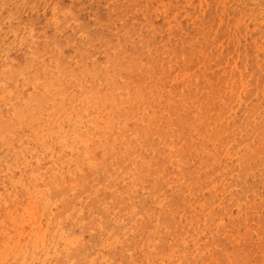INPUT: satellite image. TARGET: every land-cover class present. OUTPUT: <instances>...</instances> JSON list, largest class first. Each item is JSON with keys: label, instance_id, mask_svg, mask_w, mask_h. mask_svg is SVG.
Wrapping results in <instances>:
<instances>
[{"label": "rangeland", "instance_id": "obj_1", "mask_svg": "<svg viewBox=\"0 0 264 264\" xmlns=\"http://www.w3.org/2000/svg\"><path fill=\"white\" fill-rule=\"evenodd\" d=\"M0 41V55L14 49L7 63L0 62L10 63L0 66V122L10 130L12 143L4 158L29 150L28 161L51 182L57 173L42 152L48 148L51 157H75L63 140L71 134L84 98L89 96L101 107L119 93L126 95L116 88L119 93L113 90L106 96L102 89L107 79L124 83L145 71L149 77L142 79L143 85L138 83L139 94L144 99L156 92L165 95L152 100L154 111L159 110L156 101L165 98L171 108L185 109L180 153L170 157L174 144L153 142L143 186H135L138 159L132 149L123 147L129 153L121 171L120 145L103 154L97 137L111 138L110 131L93 129L96 139L76 156L82 174H87L89 152L108 169L106 175L94 172L86 184L88 194L117 189L99 219L83 227L81 249L91 253L90 260L179 264L186 258L201 264L218 248L214 238L206 239L198 228L211 215L215 224H230V213L239 207L247 230L236 248L222 254L220 264H264V132L260 126L250 128L254 110L241 121L239 107L232 106L236 84L245 89L247 99L256 97L264 85V0H0ZM205 79L211 82L208 88L202 84ZM40 95L44 99L31 103ZM190 95L203 101L204 109L184 103ZM259 106L258 112H264V102ZM103 112L102 123L120 122V113ZM2 134L0 127V139ZM227 138L234 140L230 147L224 144ZM250 141L255 151L245 154L241 164L233 163L231 156L244 152ZM8 166L0 162V173ZM60 170L66 173V165ZM243 182L246 195L235 203ZM172 189L174 199L159 201ZM254 195L260 201L256 207L249 200ZM134 196L138 205H117V200L131 201ZM12 200L0 198V264L48 260L52 253L42 244L48 226L39 224L42 211L52 207L48 192L20 214L11 210ZM148 205L155 208L150 215L140 209ZM197 242L209 247L194 248ZM237 256H242L241 263Z\"/></svg>", "mask_w": 264, "mask_h": 264}, {"label": "bare ground", "instance_id": "obj_2", "mask_svg": "<svg viewBox=\"0 0 264 264\" xmlns=\"http://www.w3.org/2000/svg\"><path fill=\"white\" fill-rule=\"evenodd\" d=\"M13 51L14 49L10 48L3 52L0 55V62L5 60L7 63L8 56ZM33 52L35 54V51ZM81 54L83 53L81 52L80 55ZM6 63H0V66L10 65V63ZM153 65L154 64L151 63L150 67L152 68ZM65 71L68 73L67 70ZM82 74L83 69L75 73V77L78 78ZM133 76L137 79H128L125 80L124 83L116 82L114 78H109L104 81L102 92L104 91L106 96H112L111 92L113 90L116 91V88L125 92L126 95L116 91L120 95L116 96V98H109L101 107H98L89 96L84 98L80 107L77 108L78 110L76 111L74 127L71 130V134L69 137L66 136L63 140L64 144L71 147V156L75 155V157L69 159L62 156L60 158H54L51 157L50 149L46 148L43 150V157H48L51 160L52 171L57 173L52 179V182L45 177L44 173L39 171L34 162L31 160L28 161L26 153L29 150L24 149L20 154L14 156V158H4L5 150L8 149L12 143L9 134L10 130H7L0 122V127L3 128V134L0 139V162L9 163L8 169L2 170L0 173V198L4 199L11 197L13 200L10 203V207H13L11 210L16 214H20V211H23L30 202H34L40 195H44L45 190L48 192V196L52 201V207L50 209H44L39 218L40 225L48 226V237L46 240L42 241V244L46 248H49L52 254H50L48 260L32 259L28 264H47L48 262L50 264H97L96 260H90L92 255L88 250L84 251L81 249L84 248L80 243L84 231L83 227L99 219V215L105 209V204L108 202L109 196L114 195L117 189L115 187H109L94 191L90 194L86 192V184L93 179L92 175H94V172H96L95 174L106 175L108 171L107 167L102 168L99 166L98 160L90 152L86 159L87 174H82L79 169L76 156L81 152L84 154L85 150L88 148V144L96 139L94 130L96 131L102 128L105 132L110 131V133H114L111 138H108L109 134L107 138L104 134L99 135L97 138L102 142L103 154H106L105 152H108V150L113 151L116 144L121 146L122 150L117 153L121 156L119 157V171L124 169L128 161V153L131 149L133 150L134 157L138 159V169L135 177V186L137 187L143 186L149 159L154 152L153 142L159 141L161 143L174 144L170 157L176 158L180 153V145L182 143L180 124L184 120L185 109H183V111L171 108L167 98H165L163 102L156 101L159 102V110L154 111V105L156 103H153L152 100L162 99L165 95L161 92H156L155 95H150L144 99L137 91V88L138 83L139 86L145 83L142 79H147L149 74L143 71L134 73ZM61 79L62 72L57 81ZM138 79H140L141 82ZM202 84L205 88L211 86V82L207 79H205ZM237 91H239V96ZM44 97V95L34 97L31 103L44 99ZM262 102H264V85L261 92L256 97L247 99L245 97V89L241 88L239 84H236L232 106L239 107L238 111L241 121L247 119L248 111L254 110L256 115L252 120L250 128L256 130L260 126L262 129L261 132L263 133L264 112H258L260 108L259 105ZM184 103L188 106L193 105L196 108L204 109V102L194 95L186 97ZM83 111H87L88 115L84 117ZM103 111H105L106 115L115 112L120 113V122L113 125L106 122L102 123V116L100 114H103ZM203 117H205V115ZM62 136H60L61 140ZM113 138H115L114 142H112ZM233 142L234 140L232 138L224 140L226 147L232 146ZM251 143L250 141V144L246 145L244 152L236 153L231 156L233 163L236 165L241 164V159L245 154H251L255 151V147H252ZM124 146L129 148V152L126 154L123 152ZM143 147L147 150L146 153L143 152L144 154L138 151V149H142ZM63 164L66 165L67 169V172L64 174L60 170ZM60 172L62 175L56 178ZM162 173L163 171L160 170L158 175L163 177ZM2 174H5V176ZM68 191H71V193ZM246 192L247 188L244 183L241 185L240 193L236 196L234 202L238 203L242 201ZM73 193L75 194L72 195ZM175 197L176 190L172 189L168 190L166 196L160 198L159 201H170ZM257 199V195L249 197L254 207L260 204V201ZM136 201L137 197L134 196L131 201L117 200V205L122 206L123 203L130 202L138 205ZM236 206L238 205L236 204ZM237 208L239 209L238 211L231 212L229 215L233 218L230 224H215L213 216L211 215L206 217L204 226L198 228L206 239L214 238V247L218 248L215 254L209 257H203L201 259V264H220L222 254L236 248V244H240L239 241L245 236V231L247 229L245 223H243L245 220V214L242 212L243 209ZM140 209L149 215L151 211L155 210L152 205ZM238 213L239 215H237ZM137 226L138 224H134L131 226V229L135 230ZM119 229L121 230V227ZM232 232H234L235 235H232ZM42 237L43 236H41V238ZM94 238V236L91 238L92 245H94ZM114 239L116 240V237H114ZM208 247L209 245L205 242H197L194 248ZM90 248L97 247L93 246ZM95 256L98 255H93V258ZM237 259L238 263H241L243 260L242 256H237ZM179 264L191 263L186 258H180Z\"/></svg>", "mask_w": 264, "mask_h": 264}]
</instances>
